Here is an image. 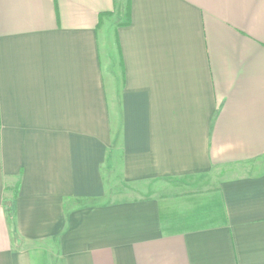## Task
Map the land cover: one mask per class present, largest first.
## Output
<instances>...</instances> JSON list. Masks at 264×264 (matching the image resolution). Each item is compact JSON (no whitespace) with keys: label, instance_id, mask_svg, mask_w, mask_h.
I'll return each instance as SVG.
<instances>
[{"label":"crops","instance_id":"obj_1","mask_svg":"<svg viewBox=\"0 0 264 264\" xmlns=\"http://www.w3.org/2000/svg\"><path fill=\"white\" fill-rule=\"evenodd\" d=\"M116 6L0 0V264H264V0Z\"/></svg>","mask_w":264,"mask_h":264},{"label":"rangeland","instance_id":"obj_2","mask_svg":"<svg viewBox=\"0 0 264 264\" xmlns=\"http://www.w3.org/2000/svg\"><path fill=\"white\" fill-rule=\"evenodd\" d=\"M108 46H109V52L107 53L108 55L106 54L107 56L106 55H103L102 56V64L105 66V70L107 71V73L108 74L111 73V75H112L113 74V71H115V69L117 70L116 64H113L116 61V56H115L114 48H113L114 45L108 44ZM105 173H106V175L108 177H110V176L112 177L111 170L109 171L108 169H106L105 170Z\"/></svg>","mask_w":264,"mask_h":264},{"label":"water","instance_id":"obj_3","mask_svg":"<svg viewBox=\"0 0 264 264\" xmlns=\"http://www.w3.org/2000/svg\"><path fill=\"white\" fill-rule=\"evenodd\" d=\"M116 14L118 17H123V0H117Z\"/></svg>","mask_w":264,"mask_h":264},{"label":"trees","instance_id":"obj_4","mask_svg":"<svg viewBox=\"0 0 264 264\" xmlns=\"http://www.w3.org/2000/svg\"><path fill=\"white\" fill-rule=\"evenodd\" d=\"M127 23V13H126V9L124 8V15L121 18V24H126Z\"/></svg>","mask_w":264,"mask_h":264}]
</instances>
